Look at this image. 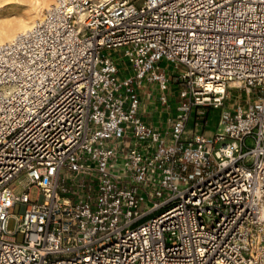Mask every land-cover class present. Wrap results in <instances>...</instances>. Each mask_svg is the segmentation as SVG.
Returning <instances> with one entry per match:
<instances>
[{
  "label": "built area",
  "instance_id": "1",
  "mask_svg": "<svg viewBox=\"0 0 264 264\" xmlns=\"http://www.w3.org/2000/svg\"><path fill=\"white\" fill-rule=\"evenodd\" d=\"M0 264H264V0H55L0 44Z\"/></svg>",
  "mask_w": 264,
  "mask_h": 264
},
{
  "label": "bare ground",
  "instance_id": "2",
  "mask_svg": "<svg viewBox=\"0 0 264 264\" xmlns=\"http://www.w3.org/2000/svg\"><path fill=\"white\" fill-rule=\"evenodd\" d=\"M14 10V18L0 24V44L13 39L18 33L31 30L34 18L38 17L41 5L52 0H18ZM18 3V2H17Z\"/></svg>",
  "mask_w": 264,
  "mask_h": 264
},
{
  "label": "rangeland",
  "instance_id": "3",
  "mask_svg": "<svg viewBox=\"0 0 264 264\" xmlns=\"http://www.w3.org/2000/svg\"><path fill=\"white\" fill-rule=\"evenodd\" d=\"M54 1L55 0H52V1L48 2L45 6L41 5V9H40L39 15H38V17L34 18V21L36 19H38L41 16V14L43 13V11L45 9H47ZM19 2L20 1H18V0H0V24L6 23L7 21H9V20L14 18V15H15L14 14V10L16 9V6L18 4H20ZM111 53L112 52L110 50H107V49L102 51L103 55H111ZM123 61L126 62L124 59H122V61H119V67H121L120 68L121 72H125V70H127L126 67H123V65H124ZM230 93L232 94L231 98L233 96H235L236 94H240L237 90H230ZM240 97H241L240 100L242 99V101H245V98H244L243 94H241ZM229 103L231 104L232 102L230 101V102H228V104ZM225 141H227V140H225ZM223 142H220L219 144H222ZM22 191H24V187L23 186H21V185H16L15 186L14 193L16 195L20 194ZM29 196H30L31 201L38 200L39 199L38 189L36 187H32L30 189V191H29ZM9 212L11 214H16L17 215L19 213V205H16L14 208H11L9 210ZM15 225H16V219L14 217H10L8 219V224H7L8 230L13 231L15 229ZM21 240H22V236H21V234H18L16 236V241L17 242H21Z\"/></svg>",
  "mask_w": 264,
  "mask_h": 264
},
{
  "label": "crops",
  "instance_id": "4",
  "mask_svg": "<svg viewBox=\"0 0 264 264\" xmlns=\"http://www.w3.org/2000/svg\"><path fill=\"white\" fill-rule=\"evenodd\" d=\"M142 90L141 86H139V91L143 98L142 109L140 111L142 119L149 125H152L159 130H163L166 126V120L170 117H166L162 109L156 107L157 105L154 103L153 99L145 97Z\"/></svg>",
  "mask_w": 264,
  "mask_h": 264
}]
</instances>
